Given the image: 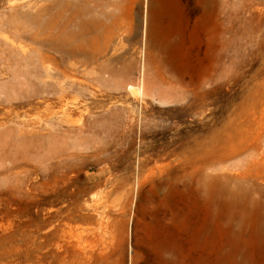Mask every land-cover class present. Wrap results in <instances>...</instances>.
<instances>
[{
  "label": "rangeland",
  "instance_id": "374dc122",
  "mask_svg": "<svg viewBox=\"0 0 264 264\" xmlns=\"http://www.w3.org/2000/svg\"><path fill=\"white\" fill-rule=\"evenodd\" d=\"M0 264H264V0H0Z\"/></svg>",
  "mask_w": 264,
  "mask_h": 264
},
{
  "label": "bare ground",
  "instance_id": "6f19581e",
  "mask_svg": "<svg viewBox=\"0 0 264 264\" xmlns=\"http://www.w3.org/2000/svg\"><path fill=\"white\" fill-rule=\"evenodd\" d=\"M57 36V40L60 42L58 50L62 51L65 55L85 54L84 44L79 40L80 34L71 32L70 30H61ZM73 86L71 84V87Z\"/></svg>",
  "mask_w": 264,
  "mask_h": 264
}]
</instances>
